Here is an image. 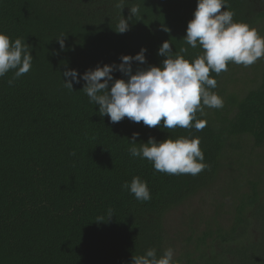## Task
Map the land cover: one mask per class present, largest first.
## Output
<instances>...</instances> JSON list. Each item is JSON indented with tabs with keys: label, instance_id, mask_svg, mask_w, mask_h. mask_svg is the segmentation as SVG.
<instances>
[{
	"label": "trees",
	"instance_id": "1",
	"mask_svg": "<svg viewBox=\"0 0 264 264\" xmlns=\"http://www.w3.org/2000/svg\"><path fill=\"white\" fill-rule=\"evenodd\" d=\"M119 2L0 0V32L21 38L33 56L31 70L11 86L12 72L0 78V264H132L134 255L149 248L160 255L168 247L176 264H264V180L245 179L252 166L264 175L258 160L264 152V58L239 76L232 63L218 76L210 72L217 80L211 91L224 107L197 112L207 121L199 132L149 128L128 118L111 123L82 91L85 81L73 82V90L63 86L66 70L82 77L144 48L147 63L134 61V74L162 65L167 57L158 50L165 41L173 56L187 48L181 55L190 62L203 51L183 40L197 0H123L116 7ZM133 6L139 12L130 30L118 34L119 20ZM227 10L251 28L264 21V0H227ZM59 36L66 37L64 49ZM113 76L126 79L118 70ZM134 133L136 146L150 137H199L209 167L196 176L156 172L146 159L130 157ZM135 176L147 181L149 201L122 189ZM201 195L214 203L211 212L198 221L187 214L185 235L177 233L180 245L173 244L168 215Z\"/></svg>",
	"mask_w": 264,
	"mask_h": 264
},
{
	"label": "clouds",
	"instance_id": "2",
	"mask_svg": "<svg viewBox=\"0 0 264 264\" xmlns=\"http://www.w3.org/2000/svg\"><path fill=\"white\" fill-rule=\"evenodd\" d=\"M122 5L123 0H120L116 7ZM138 12L137 6L130 7V15L119 20L115 31L123 34L130 30L129 21ZM234 15L227 10V0H197L193 19L187 25L183 40L193 49L199 45L203 51L191 62L181 55L187 52V48H181L173 56L172 45L165 41L158 50L159 56L167 57L161 66L139 68L133 74L134 61L147 63V50L142 48L135 56L122 55L119 65H97L82 77L78 70L68 69L63 73V86L73 90V82L79 84L81 79L85 81L82 91L90 103L99 106V115L109 117L111 123L128 118L134 123L143 122L149 128L195 129L199 132L206 127L207 121L198 119L197 112L204 115L206 107H224L223 98L211 91L217 87V80L210 76V72L218 76L228 71L229 63L247 68L264 58V36L248 24L234 22ZM163 30L169 31L166 27ZM65 38H56L61 49L65 48ZM32 61V51L27 43L21 38L12 41L0 32V78L12 72V78L7 81L11 86L31 70ZM117 70L126 79H115L113 73ZM138 136L139 133H134L130 139L129 155L146 159L156 172L196 176L209 167L204 163L199 137L190 139L180 136L174 140L169 136L162 141L150 137L147 143L136 146ZM75 154L74 151L70 153ZM121 187L134 195L137 201L151 199L147 181L139 176L133 177L130 183L124 182ZM111 217L113 210L109 208L108 220ZM101 221H105L104 217L96 220ZM174 255L172 247L164 249L160 255L156 248H149L143 255H134L132 264H176Z\"/></svg>",
	"mask_w": 264,
	"mask_h": 264
},
{
	"label": "rangeland",
	"instance_id": "3",
	"mask_svg": "<svg viewBox=\"0 0 264 264\" xmlns=\"http://www.w3.org/2000/svg\"><path fill=\"white\" fill-rule=\"evenodd\" d=\"M254 29L258 30H263L264 29V21L258 24L257 27H254ZM261 36H264V34H261ZM264 60V59H263ZM260 59L257 61L259 62ZM256 62V63H257ZM238 69H236L238 72V75L243 74L244 72H247L248 69H250L252 66L247 67L246 70H242L243 66L240 65H235ZM262 154L261 158H258V160H262V165H259L260 167H264V158H263V151H260ZM246 168H249L248 166ZM251 170L252 172H250ZM246 178H251L255 179L257 177L261 178L264 180V175H260V170L258 166H252L251 169H247L245 171ZM218 186H222L220 182L218 183ZM213 202H211V199L209 196L205 197L204 195L197 196L193 198L192 200L188 201L186 204L183 206L179 207L178 209L172 211L167 219H166V229L168 231V235L171 237L170 239H174L173 244L175 245H180V242L177 240L176 234L180 232L183 233L181 237H184L185 235V229L183 228L184 224V219L185 216L188 214L190 217H195V220H199L202 217L207 216L211 212V207H213Z\"/></svg>",
	"mask_w": 264,
	"mask_h": 264
}]
</instances>
